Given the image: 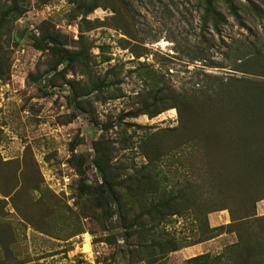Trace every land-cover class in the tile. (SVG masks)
Listing matches in <instances>:
<instances>
[{
    "label": "rangeland",
    "instance_id": "rangeland-1",
    "mask_svg": "<svg viewBox=\"0 0 264 264\" xmlns=\"http://www.w3.org/2000/svg\"><path fill=\"white\" fill-rule=\"evenodd\" d=\"M13 1L0 264H264V0Z\"/></svg>",
    "mask_w": 264,
    "mask_h": 264
},
{
    "label": "trees",
    "instance_id": "trees-1",
    "mask_svg": "<svg viewBox=\"0 0 264 264\" xmlns=\"http://www.w3.org/2000/svg\"><path fill=\"white\" fill-rule=\"evenodd\" d=\"M14 3V7H17V3L16 1L14 0L13 1ZM16 12L18 14H21L23 11L22 10H16ZM71 58V57H70ZM258 189V188H257ZM111 194L115 195L114 194V190L112 189V187L108 184H106V186H104L103 188L101 187L98 191V195H99V198L101 199H107L108 200V196H110ZM106 200V202H108ZM261 200H264V197H259L255 200V203H258L259 201ZM255 209H256V206H255ZM222 210V209H221ZM229 212V211H228ZM229 218H230V222L225 224V225H220V226H217V227H211V228H208L207 232H208V235L205 236L204 238H202L200 240V242H203V241H208L218 235H220L219 231L222 230V229H225V228H230V227H233L235 226L236 224L237 225H240V224H246L248 222V220L250 218H252V216H254L255 214H251L249 212H244L241 216L239 217H233L232 214L229 212ZM207 257V255H200V256H195L193 258L190 259V261H198L200 259H203Z\"/></svg>",
    "mask_w": 264,
    "mask_h": 264
},
{
    "label": "crops",
    "instance_id": "crops-1",
    "mask_svg": "<svg viewBox=\"0 0 264 264\" xmlns=\"http://www.w3.org/2000/svg\"><path fill=\"white\" fill-rule=\"evenodd\" d=\"M256 212L258 215H264V200H261L260 202L257 203L256 207ZM208 221L211 227H217L220 225H224L230 222L229 214L227 211H220L217 213H212L208 217ZM205 244H202L201 246H193V247H188L185 248L182 251V254L185 256H191L194 254H197L205 248Z\"/></svg>",
    "mask_w": 264,
    "mask_h": 264
},
{
    "label": "bare ground",
    "instance_id": "bare-ground-1",
    "mask_svg": "<svg viewBox=\"0 0 264 264\" xmlns=\"http://www.w3.org/2000/svg\"><path fill=\"white\" fill-rule=\"evenodd\" d=\"M83 248H84V250H88L89 249L88 239L85 240Z\"/></svg>",
    "mask_w": 264,
    "mask_h": 264
},
{
    "label": "built area",
    "instance_id": "built-area-1",
    "mask_svg": "<svg viewBox=\"0 0 264 264\" xmlns=\"http://www.w3.org/2000/svg\"><path fill=\"white\" fill-rule=\"evenodd\" d=\"M65 180H66V182H67V181H68V178H66ZM86 239H88V241H89V240H90V237H88L87 234H84V235H83V240L85 241Z\"/></svg>",
    "mask_w": 264,
    "mask_h": 264
}]
</instances>
